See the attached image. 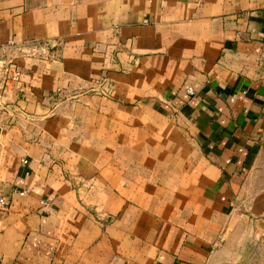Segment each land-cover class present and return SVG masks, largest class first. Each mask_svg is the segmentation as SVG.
I'll use <instances>...</instances> for the list:
<instances>
[{
	"label": "crops",
	"instance_id": "obj_1",
	"mask_svg": "<svg viewBox=\"0 0 264 264\" xmlns=\"http://www.w3.org/2000/svg\"><path fill=\"white\" fill-rule=\"evenodd\" d=\"M263 157L264 0H0V264H264Z\"/></svg>",
	"mask_w": 264,
	"mask_h": 264
},
{
	"label": "built area",
	"instance_id": "obj_2",
	"mask_svg": "<svg viewBox=\"0 0 264 264\" xmlns=\"http://www.w3.org/2000/svg\"><path fill=\"white\" fill-rule=\"evenodd\" d=\"M10 46V48H13L15 46V41L14 40H10L8 42V44L4 47H2L3 49H5L6 47ZM4 68L6 70V72L9 74V79L12 81H17L21 79V70L20 68L17 66L16 62L14 60H10L6 65H4ZM94 90L102 95H109L112 93V87L109 83V81L107 80V78L101 77L100 80L96 83ZM187 91L190 94H193L195 92L194 87H188ZM24 162H28L29 159L28 158H24L23 159ZM20 193L24 194V191H20ZM44 202V201H43ZM10 205V201L7 200V198H5L3 195H0V206L2 208H8Z\"/></svg>",
	"mask_w": 264,
	"mask_h": 264
},
{
	"label": "rangeland",
	"instance_id": "obj_3",
	"mask_svg": "<svg viewBox=\"0 0 264 264\" xmlns=\"http://www.w3.org/2000/svg\"><path fill=\"white\" fill-rule=\"evenodd\" d=\"M3 51V59H7L9 57H15L17 58V54H20V50H16V48H9V47H6L5 49H2ZM4 69V67H3ZM2 70V69H1ZM4 71V70H3ZM262 163H263V166H264V157L262 159ZM260 180H264V176H261L260 177Z\"/></svg>",
	"mask_w": 264,
	"mask_h": 264
}]
</instances>
